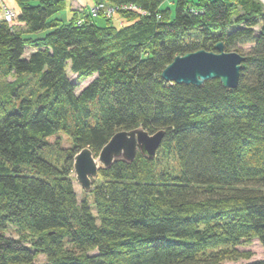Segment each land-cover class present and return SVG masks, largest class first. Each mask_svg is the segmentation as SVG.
<instances>
[{
	"label": "trees",
	"instance_id": "trees-1",
	"mask_svg": "<svg viewBox=\"0 0 264 264\" xmlns=\"http://www.w3.org/2000/svg\"><path fill=\"white\" fill-rule=\"evenodd\" d=\"M165 1L99 2L122 25L64 22L68 0H15L19 25L0 20V264H225L250 261L254 240L264 250V3ZM218 43L252 45L237 89L162 79L176 57ZM69 71L96 78L77 95ZM139 128L165 132L156 157L101 170L80 201L74 157ZM60 133L67 150L50 143Z\"/></svg>",
	"mask_w": 264,
	"mask_h": 264
},
{
	"label": "water",
	"instance_id": "water-1",
	"mask_svg": "<svg viewBox=\"0 0 264 264\" xmlns=\"http://www.w3.org/2000/svg\"><path fill=\"white\" fill-rule=\"evenodd\" d=\"M246 57L237 52H226L223 43L215 51L200 50L176 57L162 72L167 83L192 85L203 88L206 82L219 80L227 89L239 86L242 65ZM165 132L150 134L139 128L116 133L96 158L90 149H84L74 157L76 181L86 193H92L101 170L110 169L116 162L132 163L138 152L154 159L162 146Z\"/></svg>",
	"mask_w": 264,
	"mask_h": 264
},
{
	"label": "rangeland",
	"instance_id": "rangeland-1",
	"mask_svg": "<svg viewBox=\"0 0 264 264\" xmlns=\"http://www.w3.org/2000/svg\"><path fill=\"white\" fill-rule=\"evenodd\" d=\"M258 2L264 3V0H256ZM101 5V6H100ZM96 9V11L98 12L95 16H93L94 18H98L100 19L99 22L103 21V23L105 24V19L106 20H114L115 21H119L121 22V24H123V21H121V17L119 16V11L117 10V6H112L108 3L102 2V3H97V5L94 7ZM93 8V9H94ZM16 10V16H19V8L16 6L14 8ZM64 13V12H63ZM137 13V12H136ZM62 15V14H61ZM59 16L57 15L56 17H63V16ZM16 18H11L9 20V22H14ZM117 24V22H116ZM100 25V24H99ZM101 26V25H100ZM40 35V34H39ZM252 47V45H241L239 46V54H248L250 51V48ZM232 52H235L234 49H232ZM68 77L70 78L71 81L77 83L78 85V90H77V95H79L96 77L94 76L93 78H89V79H82V78H78L77 75L72 74L70 71L68 72ZM16 79H18V77H9L8 78V82L12 83L14 81H16ZM50 143L54 146H59L65 150L69 149L72 145L70 138L63 134L60 133L58 135L57 138H54L52 140H50ZM161 149V147H160ZM160 149L158 150V152L160 151ZM58 149H51L49 152L47 151V155H45V158L48 160H51V158H55L58 153ZM157 152V154H158ZM159 159H161L162 161V167H166L168 169H170L171 171H173V173H178L177 169H178V165L176 162V159L174 158H168L165 155L160 154ZM75 177V175H74ZM101 178H98L96 182H101ZM75 190L77 192L78 198L79 200H83V198L85 197V192L83 190V188L81 187V185L75 180ZM95 184V183H94ZM10 236L12 237H17V234H15V231L12 229L11 231H9L8 233ZM244 251H251L253 253V257L250 261H239V262H227L225 264H246V263H250V262H255V261H260L264 259V250L261 246V244L257 241L254 240L252 242H250L249 244L245 245L243 247ZM45 262V258L44 257H40L38 260L39 264H42Z\"/></svg>",
	"mask_w": 264,
	"mask_h": 264
},
{
	"label": "crops",
	"instance_id": "crops-1",
	"mask_svg": "<svg viewBox=\"0 0 264 264\" xmlns=\"http://www.w3.org/2000/svg\"><path fill=\"white\" fill-rule=\"evenodd\" d=\"M102 0H68V9L58 14L59 16L63 17H57L60 20H63L64 22H69L72 18L74 13H77L79 16L83 17L85 15H90L92 9L97 5V3L101 2ZM189 5L193 6L194 4L200 3L204 0H188ZM18 7L15 0H0V18H3V7H6L16 13L15 7ZM176 7V0H166L163 4V9H170L172 12H174ZM19 8V7H18ZM18 16H16V19L14 22H10L12 25L18 26L17 22ZM94 21H96L98 24L103 25V21L99 22L100 19L94 18ZM121 24V22H119ZM105 25V24H104ZM122 25V24H121Z\"/></svg>",
	"mask_w": 264,
	"mask_h": 264
},
{
	"label": "built area",
	"instance_id": "built-area-1",
	"mask_svg": "<svg viewBox=\"0 0 264 264\" xmlns=\"http://www.w3.org/2000/svg\"><path fill=\"white\" fill-rule=\"evenodd\" d=\"M101 6V5H100ZM97 9V8H96ZM96 9L94 8V9H92V11H91V13H90V16L93 18V16H95L98 12L96 11ZM122 10H126V11H133V12H140L141 10L138 8V7H136V6H124V7H122ZM2 12H3V18H0V20H2V19H4V20H6V21H9L11 18H16V13L14 12V11H12V10H10V9H8V8H6V7H3V10H2ZM82 20L81 21H79V25H81L82 24Z\"/></svg>",
	"mask_w": 264,
	"mask_h": 264
}]
</instances>
